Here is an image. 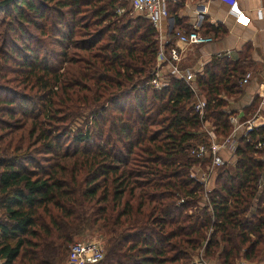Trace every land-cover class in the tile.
Returning a JSON list of instances; mask_svg holds the SVG:
<instances>
[{
	"label": "trees",
	"instance_id": "obj_1",
	"mask_svg": "<svg viewBox=\"0 0 264 264\" xmlns=\"http://www.w3.org/2000/svg\"><path fill=\"white\" fill-rule=\"evenodd\" d=\"M128 12L117 0H13L0 9V105L7 118L18 107L27 124V144L13 150L34 143L48 156L44 165L25 154L0 158L2 264H63L74 237L94 228L109 235L95 264H188L202 244L204 258L218 264L260 258L264 165L253 156L264 150L254 148L264 127L235 140L231 173L222 166L199 197L188 171L204 160L189 149L206 138L194 134L192 92L169 76L152 88L156 32ZM46 35L59 48L57 67L41 53ZM214 73L196 84L204 118L225 137L231 113L219 96H237L242 76ZM79 110L90 120L82 131L71 129ZM2 123L0 152L22 128Z\"/></svg>",
	"mask_w": 264,
	"mask_h": 264
},
{
	"label": "crops",
	"instance_id": "obj_2",
	"mask_svg": "<svg viewBox=\"0 0 264 264\" xmlns=\"http://www.w3.org/2000/svg\"><path fill=\"white\" fill-rule=\"evenodd\" d=\"M231 1H235L238 9L248 17L249 21L245 26L237 24L234 16L228 11ZM126 6L129 9L128 13L135 15L131 5L126 3ZM153 28L158 49L165 51L169 47H177L181 51L179 69L193 74L192 86L199 94L201 93L196 80L200 82L206 70H212L215 72L214 75L218 76L221 75L222 69L227 70V74L236 79L248 73L249 79L239 86L240 92L237 96L227 97L221 93L219 98L226 103L225 107L238 120L255 117L258 123L264 121V0H170L167 4V16ZM175 31H196L210 37L211 42L197 46H182L174 39ZM160 63V59L155 58L153 69L159 67L158 79L164 85L169 76V69ZM237 69L240 74L233 72ZM169 77L178 79L175 76ZM235 134L237 139L240 131ZM233 150L234 148L220 150L219 155L228 160V164H233ZM262 152L261 161L264 164V150ZM215 176H212V187L208 193L214 187ZM199 207L203 205L200 203ZM202 246L199 248L201 253ZM203 259L206 261L204 257ZM239 260L244 259L240 257L234 264Z\"/></svg>",
	"mask_w": 264,
	"mask_h": 264
},
{
	"label": "built area",
	"instance_id": "obj_3",
	"mask_svg": "<svg viewBox=\"0 0 264 264\" xmlns=\"http://www.w3.org/2000/svg\"><path fill=\"white\" fill-rule=\"evenodd\" d=\"M119 3H128L131 5L132 12L135 15L147 20L152 27L157 26L158 22L167 16V4L170 0H117ZM228 11L234 16L235 22L240 26H245L249 19L244 15L241 10L236 6L235 1L229 3ZM123 10L118 7L116 9L117 14H121ZM176 42L182 46H197L203 45L211 42V38L201 35L196 31L181 32L175 31L173 33ZM181 51L177 47H169L167 50L158 49L156 52V58L160 59V62L167 66L169 69V76H175L186 85L192 92V100L190 107L192 111L198 116L200 120L199 128L194 131V134H203L206 138L205 141L196 143L189 149V153L192 157L202 160H207V165L204 169L210 168L207 172H196L193 174L195 167H200V162L191 165L188 171V177L196 182L202 187L208 182L210 177V170L212 171L214 167L223 166L228 162L224 160L220 155V150H232L235 147L236 132L240 131L239 137H246L247 134L253 131L255 128L262 126V123H258L255 117H251L245 120H238L234 115L229 114L227 116V121L231 127L230 132L227 136L221 137L216 136L213 131L212 123L204 118L205 100L201 94H199L195 88L192 86L194 81L193 74L186 70H180L178 63L181 59ZM160 63V64H161ZM159 67L156 66L152 72L149 84L154 89H159L162 87V83L159 81L158 75ZM249 79V74L246 73L240 79L239 84L243 85ZM254 148L256 150H261L264 148V136H258L254 143ZM214 176V174H213ZM209 191V190H208ZM208 191H204L205 197ZM202 199H206L203 198ZM181 202V200H179ZM103 257V249L99 244L94 243H78L73 242L67 253V259L65 264H95L100 261ZM0 264L2 260L0 259ZM189 264H208L202 257L201 251L198 256H196Z\"/></svg>",
	"mask_w": 264,
	"mask_h": 264
},
{
	"label": "rangeland",
	"instance_id": "obj_4",
	"mask_svg": "<svg viewBox=\"0 0 264 264\" xmlns=\"http://www.w3.org/2000/svg\"><path fill=\"white\" fill-rule=\"evenodd\" d=\"M127 17H135V15L133 14H127ZM49 35H46V37L44 39H46V42H44V52H41L44 54V56L46 57V60L50 63V65L54 66V67H57V63H58V59L57 57L53 54V53H56V51H58V47L54 46V45H49L47 44V42L49 41ZM20 89V88H18ZM25 93L28 95H35V91H25ZM37 96V94L35 95ZM0 107L2 108V110H0V119L3 120L4 123L2 124H7V125H10L11 128H14V127H22L20 130H17L16 132H13V134H15V137H14V142L12 143V145L10 146L11 149H6L5 151H2L0 152V158L2 159H10L12 158L13 156H16V155H21V154H25V155H30L31 158H33V160L35 161V165H44V160L47 159L48 156H46L45 154H43L41 152V147L39 146V144H28V149L26 151H24V149H21L22 147L24 148L25 144H27L25 141L26 139L23 138L25 137V131L27 129V124L23 127L22 124V118H20V116L18 115V107L16 106H13L15 109L11 108V114H12V117L11 118H7L4 116V112H5V108H3V106L0 105ZM8 109V108H7ZM78 112H80L76 118H74V120L72 121V126H71V129H73V127L76 128V130H84L85 127L90 125V120H89V116H88V112L85 110H79ZM87 112V113H86ZM86 119V120H85ZM1 124V125H2ZM4 126V125H2ZM1 127V126H0ZM2 130V128H0V131ZM105 130V129H104ZM91 132V131H90ZM1 133V132H0ZM96 132L93 131V140L92 142H95V138H94V135H95ZM19 135H21V138L23 139V143L20 144L21 142H19L18 138L20 137ZM91 140V139H90ZM32 141V138H29V142L28 143H31ZM91 142V141H90ZM17 143V144H15ZM22 146L20 149L21 151L19 152H14L13 150V147L14 146ZM225 151V150H224ZM263 152L259 153V154H255L253 157L254 158H259V160H262L261 159V155H262ZM224 159V158H223ZM200 167H195V170L193 172V174H195L196 172H207L210 168L208 169H204V166L207 165V160H204L203 163H200ZM264 165V164H263ZM223 167L227 168V170L231 173V168H232V164H224ZM222 168V166H219V167H214L213 170L211 171L210 170V177H209V180L207 183H205V185H202L203 186V189L204 191H208L211 187H212V184H211V180H212V176L213 174L214 175H217L219 170ZM84 175H85V171L84 170H80V172L77 173V180H79L78 182V186L79 188L82 187V179L84 178ZM262 182L264 181V177L261 178ZM262 182L259 183V188L257 190V193L259 195L260 191H261V187H262ZM201 191H202V187H201ZM204 191L202 192H199V197H203V198H206L205 195H204ZM257 195V197H258ZM257 202L254 201L253 204H255ZM201 205L205 206L206 205V201H204L203 203H201ZM194 208V207H193ZM192 206L191 208H189V213H194L192 212L193 210ZM251 208V207H250ZM141 221L140 218L137 219V221ZM263 234H264V229L262 230ZM109 235L107 233H105L102 229L100 228H94V229H90V230H87L86 232H83L77 236L74 237V240L73 242H78V243H83V244H87V243H94V244H99L100 246H103L105 240L107 239ZM201 251V249H196L195 251H192L189 253V259H188V263L190 261H192L196 256H198L199 252ZM202 257L203 254H202ZM65 259L66 256H65ZM64 259V262L63 264L66 263V260ZM207 263L208 264H218L216 261H213V260H207ZM237 264H264V249L263 251L261 252V255H260V258L256 261H250L248 262L247 260H239L237 262Z\"/></svg>",
	"mask_w": 264,
	"mask_h": 264
},
{
	"label": "water",
	"instance_id": "obj_5",
	"mask_svg": "<svg viewBox=\"0 0 264 264\" xmlns=\"http://www.w3.org/2000/svg\"><path fill=\"white\" fill-rule=\"evenodd\" d=\"M13 0H0V9L10 4Z\"/></svg>",
	"mask_w": 264,
	"mask_h": 264
}]
</instances>
